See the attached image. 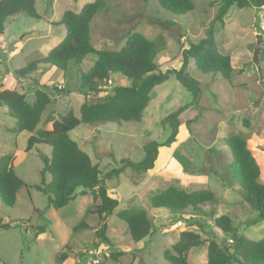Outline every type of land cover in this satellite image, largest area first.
Returning <instances> with one entry per match:
<instances>
[{
  "label": "rangeland",
  "instance_id": "rangeland-1",
  "mask_svg": "<svg viewBox=\"0 0 264 264\" xmlns=\"http://www.w3.org/2000/svg\"><path fill=\"white\" fill-rule=\"evenodd\" d=\"M90 1L93 0H63L61 9L73 10ZM211 1L193 0L192 11L176 15L160 7L156 0H107L106 10L91 21V41L102 48H115L123 44L124 35L130 30L139 31L149 39L161 36L163 46L155 57L158 68L161 71L179 69L189 43L198 41L201 36L200 26L203 28L213 17ZM48 8L49 0H36V10L43 17L31 18L19 13L5 19L0 43L5 42L6 52L0 54V80L14 76L16 69L46 56L64 37L65 30L59 21H52V24L46 21L43 11ZM55 12H59V8ZM224 20L229 28L215 27L214 38L228 40V49L240 52L241 66L237 70L245 69L244 72L224 79L201 72L188 57L186 70L202 90L199 107L191 106L179 115L176 141L158 148L151 169L136 172L126 167L118 176L106 181L108 190L119 200L115 211L106 219V234L113 244L111 250L120 251V255L113 259L107 246L100 248L103 256L99 264H170L162 252L177 240L182 226L178 222L171 224L170 214L164 208L149 206L150 194L169 185L187 190L210 189L218 202L202 206L205 212L213 210L216 215H228L239 233L249 239L264 237V221L249 225L256 212L242 198L232 180L233 171L228 166L230 154L224 144L226 136L243 132L248 148L261 165L259 181L264 183V38L260 40L253 33L256 29L264 36L260 30V25L264 24V8H239L233 4ZM112 40L118 45L107 44ZM93 61L94 56H87L81 65L68 64L64 71L48 64L40 65L37 73V70L30 73L27 82H2L9 88L23 90L30 102L34 100L33 91L44 86L51 103L42 114L37 129L48 128L52 119L68 110L79 117V107L84 100H97L96 94H83L77 89L78 75L88 71ZM38 76L39 81H33ZM114 77L116 85L129 84L128 79L117 73ZM191 98L189 90L170 75L151 89L140 121L81 123L68 134L89 154L104 176L112 168L121 166L124 159L139 162L144 157L146 142H163L170 133L169 126L162 123L163 118ZM15 123L0 105V156H14V172L26 184L17 194L12 208L6 207L0 199V264H85L81 259H90L92 252L99 248L93 228L100 227L101 222L96 214L88 211L93 205L92 194L87 191L82 195V188H77L75 199L65 206L55 209L50 205L47 197L35 187L41 179V156L49 157L50 147L37 144L25 151L26 133L15 134L12 130ZM174 151L188 160L189 170L193 172L183 170L181 162L173 156ZM45 177L48 182L49 175ZM131 206L145 209L152 222L149 236L138 242L131 240L127 225L116 214ZM188 212L185 218L191 215ZM203 220L206 221L205 233L201 236L206 240L216 229L211 218ZM82 221L89 229L73 232L72 227ZM40 227L43 231L36 234ZM189 229L199 230L195 225ZM62 251L67 258L60 261L58 256ZM187 259L189 264H204L205 244L192 248Z\"/></svg>",
  "mask_w": 264,
  "mask_h": 264
},
{
  "label": "trees",
  "instance_id": "trees-1",
  "mask_svg": "<svg viewBox=\"0 0 264 264\" xmlns=\"http://www.w3.org/2000/svg\"><path fill=\"white\" fill-rule=\"evenodd\" d=\"M156 1L160 7L176 15H185L195 6L193 0ZM233 4L239 8H259L264 6V0L209 2L214 8L213 17L202 28L198 41L189 43V48L183 53L179 69L170 68L164 71L158 68L155 61L157 53L163 46L161 36L149 39L139 31L130 30L124 35V43L119 48L97 49L93 46L90 36L91 21L95 15L106 10L107 0L84 3L79 11L66 9L59 20V24L65 30L64 37L47 52L46 56L16 69L14 76L17 79L27 77L40 65L45 64L64 71L68 64L79 66L87 56L92 55L93 65L88 71L78 75L80 83L77 89L83 94H96L97 100L94 102L84 100L79 107V117L75 116L72 110H68L54 118L49 128L36 129L42 114L51 103L50 95L44 86L34 91V100L29 102L23 92L14 88H2L0 84V105L4 106L7 114L16 120L13 130L30 133L25 151H30L37 144L50 147L49 157L41 156L43 167L40 171V184L35 185L47 197L49 204L55 209L65 206L75 199L77 188H82L80 191L82 195L87 190L91 192L93 205L88 211L96 214L101 222L100 227L95 230L99 248L93 251L95 253L93 257H98L100 263L103 252L99 251L105 246L108 247L111 258L116 259L120 255V251L111 250L113 244L106 234V219L119 203L116 196L114 197L108 190L106 181L118 176L126 167H131L136 172L151 169L157 158L158 148L169 146L176 141L179 115L191 106L199 107L202 90L199 82L186 70L188 57L192 58L194 65L201 72L220 75L224 79H229L239 71L232 67L230 56L218 50L214 40L215 27L224 25L223 17ZM19 13L31 18H40L35 8V0H0V36L4 32L5 19ZM114 73L128 79L129 84L116 85V81L112 80L111 89L106 95H101L99 86ZM170 75L176 77L189 90L192 98L190 102L178 106L163 118L162 123L170 128L167 138L163 142L156 140L146 142L143 146L144 157L139 162L124 159L121 166L112 168L101 176L98 165L93 163L89 154L70 138L69 131L81 123L98 125L105 122L140 121L142 112L149 102L151 89L168 79ZM224 144L230 154L228 166L233 171L232 180L236 182L242 198L256 212L249 225L258 224L264 221V183L259 181L261 174L259 161L248 148L243 132L226 136ZM173 156L181 162L184 171L193 172L189 170V162L183 155L174 151ZM13 162V155L0 156V199L9 208L14 205L17 192L26 186L14 172ZM46 175L50 177L48 182ZM217 202L218 199L208 188L187 190L177 185H169L150 194L149 206L152 209L164 208L170 214V223L178 222L182 226L177 240L170 248L163 250L164 259L170 264H189L187 255L190 249L205 244L204 264H264V237L258 240L249 239L239 233L228 215H216L213 210L205 212L202 208L205 204ZM187 211L191 215L185 218L184 214ZM116 214L127 225L133 242L141 241L151 233L152 222L145 209L131 206ZM208 217L212 219L216 233H210L204 240L201 234L205 233L206 221L203 218ZM193 225L199 230L189 229ZM86 228L89 229V225L82 221L73 226L72 231ZM42 231V227L38 228L37 234ZM66 257L67 254L62 251L58 259L63 261ZM86 260L87 258L85 262Z\"/></svg>",
  "mask_w": 264,
  "mask_h": 264
},
{
  "label": "crops",
  "instance_id": "crops-1",
  "mask_svg": "<svg viewBox=\"0 0 264 264\" xmlns=\"http://www.w3.org/2000/svg\"><path fill=\"white\" fill-rule=\"evenodd\" d=\"M214 1V0H213ZM212 2V1H211ZM62 3H63V0H49V6H50V8H48V9H45L44 11H43V14H44V16L48 19V20H46L47 22H50L51 24H52V21H59L60 20V18H61V16H62V13L66 10V9H69V7H63V9H61V7H62ZM84 4V3H83ZM82 4V5H83ZM82 5H79L78 7H75L73 10L74 11H79L80 10V8L82 7ZM195 7V6H194ZM212 7V6H211ZM35 8H36V0H35ZM57 8H59V12H55L54 13V10L55 9H57ZM252 8H254V7H252ZM261 8H264V6H262V7H259V8H254V9H261ZM213 10H214V8L212 7V12H213ZM37 11V10H36ZM38 13V12H37ZM227 13H228V11H227ZM226 13V14H227ZM226 14L224 15V17H223V20L225 19V17H226ZM38 15L40 16V18L41 17H43V15H41V14H39L38 13ZM261 22V21H260ZM263 24V23H262ZM226 27H228L227 26V24H226V22H225V20H224V25L223 26H221V28L222 29H224V28H226ZM229 28V27H228ZM201 31H202V25L200 26V33H201ZM258 31L256 30V29H254L253 30V33L256 35V36H258V38H259V34L257 33ZM65 34V33H64ZM215 39V38H214ZM91 43L93 44V46H95V48H97V49H101L102 47L101 46H98V45H94V43L91 41ZM117 43V41H115V40H112L111 42H109V41H107V44L108 45H112V44H116ZM122 43H124V40H123V42ZM215 43H216V46H217V48H218V50L221 52V53H223V54H227V55H229L230 56V61H231V65H232V67L235 69V70H237V69H239V67L241 66L239 63L241 62V58H240V56H241V54H240V52H237L235 49L234 50H232V49H228V43H229V41L228 40H226V39H224V40H219V41H217L216 39H215ZM114 45H112V46H114ZM117 45H118V43H117ZM120 46H122V45H120ZM120 46H117V47H115V48H119ZM108 48V47H107ZM111 48H114V47H111ZM5 52H6V44H5V42H2V43H0V54L2 55H4L5 54ZM1 58V57H0ZM39 70V69H38ZM38 70L35 72V73H37L38 72ZM245 70V69H244ZM244 70H242V71H238V72H236L237 74H240V73H243L244 72ZM42 75H43V73H42ZM114 75H116V73H114L113 75H111V79L112 80H114V78H116V77H114ZM119 75V74H118ZM40 76V75H39ZM39 76L38 77H36V78H34L33 79V81H35V82H37V80L39 81ZM59 76V75H58ZM121 76V75H120ZM27 79H28V76L27 77H24V78H20V79H17L15 76H6V77H4L2 80H0V83H1V85H2V88H9L8 86H5L4 84H5V82H2V81H4V80H8L9 82H10V84L12 83V82H14V84L15 83H18V84H20V81L22 82H24L25 80H26V82H27ZM30 80H32V79H30ZM22 82V83H23ZM44 84V83H43ZM54 86H56V85H54ZM58 87L60 86V85H57ZM39 88V87H38ZM9 89H11V88H9ZM15 89V88H14ZM35 89V88H34ZM36 90V89H35ZM18 91H21V92H24L23 90H18ZM33 93H34V91H33ZM30 102V101H29ZM48 107V106H47ZM4 109H5V112L7 113V111H6V108L4 107ZM53 120V119H52ZM52 120H51V122H52ZM41 121V120H40ZM39 124V123H38ZM51 124V123H50ZM49 128V127H48ZM36 129H37V127H36ZM38 129H42V128H38ZM43 129H46V128H43ZM12 130H13V128H12ZM13 132L15 133V134H20V133H26V137L28 138L29 137V135H30V133L29 132H27V131H20V132H15L14 130H13ZM26 142H27V140H26ZM260 164V163H259ZM260 168H261V165H260ZM261 170V169H260ZM26 187V186H25ZM22 188H24V187H22ZM21 188V189H22ZM20 189V190H21ZM19 190V191H20ZM19 191L17 192V194L19 193ZM81 191V190H80ZM87 191H89V190H87ZM87 193V192H86ZM85 193V194H86ZM17 194H16V198H17ZM84 195V194H83ZM16 201V200H15ZM92 201H93V199H92ZM15 204V203H14ZM14 206V205H13ZM12 206V207H13ZM11 207V208H12ZM97 228H93V231H95ZM36 232H37V229H36ZM37 234V233H36ZM38 234H40V233H38ZM191 250V249H190ZM189 253V252H188ZM67 258V257H66ZM65 258V259H66ZM187 258H188V255H187ZM82 261H83V263L85 262V258H82L81 259Z\"/></svg>",
  "mask_w": 264,
  "mask_h": 264
},
{
  "label": "built area",
  "instance_id": "built-area-1",
  "mask_svg": "<svg viewBox=\"0 0 264 264\" xmlns=\"http://www.w3.org/2000/svg\"><path fill=\"white\" fill-rule=\"evenodd\" d=\"M260 30L261 32L264 34V24L260 25ZM113 86V82L111 78H108L106 80L103 81V83L99 86V88L101 89V95H106L107 92L111 89V87ZM92 254L94 255L95 253L92 252ZM93 255H91V258L86 260L85 264H99L100 260L98 257H93Z\"/></svg>",
  "mask_w": 264,
  "mask_h": 264
},
{
  "label": "water",
  "instance_id": "water-1",
  "mask_svg": "<svg viewBox=\"0 0 264 264\" xmlns=\"http://www.w3.org/2000/svg\"><path fill=\"white\" fill-rule=\"evenodd\" d=\"M264 38V36H262V35H259V39L261 40V39H263Z\"/></svg>",
  "mask_w": 264,
  "mask_h": 264
}]
</instances>
